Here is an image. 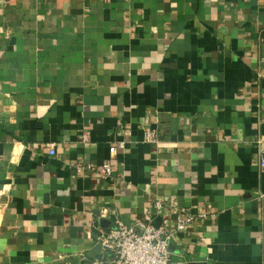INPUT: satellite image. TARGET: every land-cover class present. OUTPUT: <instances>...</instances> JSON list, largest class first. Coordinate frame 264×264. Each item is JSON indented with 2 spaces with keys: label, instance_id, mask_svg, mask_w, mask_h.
Segmentation results:
<instances>
[{
  "label": "crops",
  "instance_id": "crops-1",
  "mask_svg": "<svg viewBox=\"0 0 264 264\" xmlns=\"http://www.w3.org/2000/svg\"><path fill=\"white\" fill-rule=\"evenodd\" d=\"M262 154L264 0H0V264H111L147 212L171 264H264Z\"/></svg>",
  "mask_w": 264,
  "mask_h": 264
},
{
  "label": "built area",
  "instance_id": "built-area-1",
  "mask_svg": "<svg viewBox=\"0 0 264 264\" xmlns=\"http://www.w3.org/2000/svg\"><path fill=\"white\" fill-rule=\"evenodd\" d=\"M147 142H158L157 130H150L145 135ZM117 146L113 145L110 150L114 154ZM51 154L56 151L51 149ZM261 166L264 167V154L261 156ZM105 175L111 176L112 167L110 163L97 168ZM165 202L156 199L154 208L156 211L162 209ZM175 207V205H173ZM176 215V231L189 228L192 223L206 214L194 215L185 209L173 208ZM174 231L164 225L155 224L153 212H147L143 218H138L135 222L127 224L118 220L111 230L102 231L98 237L102 245V252L111 255V264H171L172 249L171 244L174 238Z\"/></svg>",
  "mask_w": 264,
  "mask_h": 264
},
{
  "label": "water",
  "instance_id": "water-1",
  "mask_svg": "<svg viewBox=\"0 0 264 264\" xmlns=\"http://www.w3.org/2000/svg\"><path fill=\"white\" fill-rule=\"evenodd\" d=\"M115 226V225H114ZM112 228H114V227H112ZM99 248H102V245L101 244H99V246H98Z\"/></svg>",
  "mask_w": 264,
  "mask_h": 264
}]
</instances>
